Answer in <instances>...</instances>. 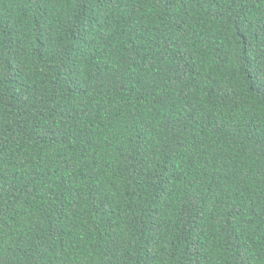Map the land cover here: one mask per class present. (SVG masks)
Listing matches in <instances>:
<instances>
[{"label": "trees", "instance_id": "trees-1", "mask_svg": "<svg viewBox=\"0 0 264 264\" xmlns=\"http://www.w3.org/2000/svg\"><path fill=\"white\" fill-rule=\"evenodd\" d=\"M0 264H264V0H0Z\"/></svg>", "mask_w": 264, "mask_h": 264}]
</instances>
